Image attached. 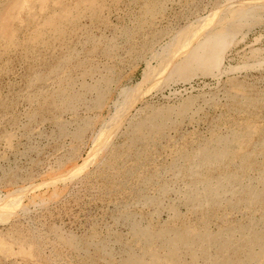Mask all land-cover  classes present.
<instances>
[{"label": "rangeland", "instance_id": "374dc122", "mask_svg": "<svg viewBox=\"0 0 264 264\" xmlns=\"http://www.w3.org/2000/svg\"><path fill=\"white\" fill-rule=\"evenodd\" d=\"M227 1L0 0V264H264V0Z\"/></svg>", "mask_w": 264, "mask_h": 264}, {"label": "bare ground", "instance_id": "6f19581e", "mask_svg": "<svg viewBox=\"0 0 264 264\" xmlns=\"http://www.w3.org/2000/svg\"><path fill=\"white\" fill-rule=\"evenodd\" d=\"M86 1V0H85ZM224 1H227V0H224ZM249 1V0H248ZM234 2V0H229V1H227V2H225V4L224 5H226L227 3H233ZM248 4H250V3H248ZM238 5V4H237ZM242 5V4H241ZM222 6V5H221ZM230 7V8H229ZM235 7V5H233V6H229V5H226V9H230V10H228V13H230L232 10H233V8ZM251 7V6H250ZM221 8V7H220ZM223 8V7H222ZM243 8H245V7H243ZM255 8H257V7H255ZM9 9V8H8ZM7 9V10H8ZM251 9H253V8H248L247 10H245V11H242L243 13L240 15V17H239V19H242V18H248L249 16H250V14L252 13V10ZM261 9V8H260ZM243 10V9H242ZM256 11H258L259 12V10H258V8L257 9H255ZM254 10V11H255ZM262 10V9H261ZM255 11V12H256ZM7 12V11H6ZM225 12V14L227 13L226 11H224ZM223 12V13H224ZM255 12H253L254 14L253 15H255ZM5 14V13H4ZM3 14V15H4ZM228 15V14H227ZM236 15H239V14H237L236 13ZM213 16H215V15H213ZM234 16V15H233ZM230 17V16H229ZM251 17V19L253 18V20L255 19L254 18V16H250ZM258 18V16L256 17V19ZM227 18H225V17H220V21H219V25L221 26L222 24L224 25V22H226L225 20H226ZM238 18H237V21L239 20ZM256 19H255V21L254 22H258V20L256 21ZM228 20V19H227ZM249 20V19H248ZM241 20H239V22H240ZM245 22H246V24H247V21L245 20L244 21V24H245ZM252 22V21H251ZM208 23L209 22H207V24H204V25H199V26H197L195 29H193V32L194 33H191L190 35H188V36H186V38H183L182 40H180L179 42H174L173 43V45L175 46V50H174V52L175 53H177V51H180L182 54H184V53H186V51H187V49L189 48V46L191 47V45H192V43H191V41L193 42L195 39H196V37H194V36H197V37H199V33H201L203 36V38H200L199 39V43H196L195 45L193 44L192 46V48H191V50L189 51V53L185 56V58H183L182 57V62L185 64V66H186V68L187 69H189L190 71H191V73L195 76V77H197L196 75H197V73H195V72H198V74H200V76L202 75V76H207V75H210V76H213V74H217V73H219L221 70H219V68H221V67H217V68H214V69H211L210 67H209V63H208V58H206L205 56H203V53H202V51L203 50H201V48L199 49V45L201 44V43H203V40L205 41V40H207V41H213V42H216L219 46H225V48L226 49H228L229 48V45H231V44H234V43H239V40L238 41H236L235 42V40H234V38L235 37H237V36H233L232 37V39H230V41L229 42H225L224 40H223V38H224V36L226 37V33H228V32H226L225 34L224 33H221L220 31H218V32H216V34L214 33V35L212 36V34H208V32H209V30H207V27H208ZM235 23V22H234ZM236 23H238V22H236ZM231 24V25H230ZM239 24H241V23H239ZM244 24H242L240 27H242V29H244V27L243 26H246V27H248L247 25H244ZM250 24V23H249ZM254 24V23H253ZM226 25V24H225ZM234 24H233V22H230L229 23V25L227 26V28L225 27L224 28V26H222L219 30H227V29H229V27H232ZM258 25V24H257ZM263 25V24H262ZM237 25L235 24V27H236ZM260 26V25H259ZM231 29V28H230ZM233 30H235V29H233ZM239 30V28L237 29V31ZM251 30V29H250ZM202 31H203V33H202ZM249 31V30H248ZM239 32V31H238ZM237 32V33H238ZM256 32V31H255ZM233 33H234V31H233ZM235 33H236V31H235ZM236 33V35H238ZM254 33V32H253ZM232 34V33H231ZM248 33L246 32V35H247ZM2 35V34H1ZM230 35V34H229ZM235 35V34H234ZM245 34H242V35H240V37H241V39H243L244 38V36H246ZM231 36V35H230ZM225 39V38H224ZM226 39L227 40H229L227 37H226ZM241 39H240V43L243 41H241ZM172 41V40H171ZM183 41V42H182ZM232 41H234V43H232ZM235 45V44H234ZM167 46V45H166ZM173 46V47H174ZM232 46V45H231ZM231 48V47H230ZM190 49V48H189ZM188 49V50H189ZM160 50H163V49H160ZM172 51V50H171ZM162 52V51H161ZM185 55V54H184ZM216 57H218L217 55H216ZM156 58V57H155ZM156 59H158V58H156ZM152 62V61H151ZM225 68L226 67H223V70H225ZM193 71V72H192ZM209 77V76H208ZM198 78V77H197ZM205 78V77H204ZM154 79V78H153ZM153 82V81H152ZM164 82H165V80H164ZM162 86V85H161ZM145 90H146V88H145ZM159 122V121H158ZM165 122V121H164ZM148 124V123H147ZM146 125V124H145ZM144 125V126H145ZM162 128H163V126H162ZM97 137H96V141L99 139V136L98 135H96ZM94 137V136H93ZM95 141V140H94ZM95 141V142H96ZM222 149V148H221ZM221 158V157H220ZM210 159V158H209ZM216 159V158H215ZM204 160V159H203ZM206 161V160H205ZM222 162V161H221ZM208 166V165H207ZM222 182V181H221ZM215 184V183H214ZM232 184V183H231ZM217 187V186H216ZM219 188V187H218ZM220 188H222V187H220ZM229 188V187H228ZM15 189V188H14ZM225 190V189H224ZM228 190V189H227ZM221 191V190H220ZM219 191V189H217V191L216 192H214V194H204V196H205V198L208 196L209 198H207V199H205V198H201L202 197V195H201V197H198V196H196V197H193V198H191V195L189 196H186V202H193L194 204H198L199 205V207H200V204H201V206L203 207V206H209V203L211 202L212 203V206H214V204H216V206L217 205H220L221 203H222V201H223V199H224V197L226 196V195H224L223 193H224V191H222V192H220ZM227 192V191H226ZM229 192H231V191H229ZM201 193V192H200ZM209 193V192H208ZM226 194H228V193H226ZM237 194V193H236ZM229 197V196H228ZM231 198V197H230ZM234 198L235 199H238V197L235 195L234 196ZM215 200V201H212V200ZM199 200H201L202 201V203H198V201ZM226 200H228V199H226ZM256 239V238H255ZM209 241V240H208ZM211 241V240H210ZM209 241V242H210ZM188 242L189 241H185V244H188ZM241 243V242H240ZM222 245V244H221ZM187 246V245H186ZM210 246H212V247H210V248H214V249H217V247H216V245L214 244V247H213V245H212V242L210 243ZM193 247H197V246H193ZM230 247V246H229ZM228 247V248H229ZM221 251V250H220ZM220 262V261H219Z\"/></svg>", "mask_w": 264, "mask_h": 264}]
</instances>
